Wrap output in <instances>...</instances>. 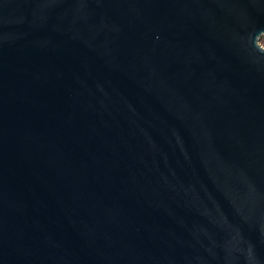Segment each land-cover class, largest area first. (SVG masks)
<instances>
[{
	"label": "water",
	"instance_id": "water-1",
	"mask_svg": "<svg viewBox=\"0 0 264 264\" xmlns=\"http://www.w3.org/2000/svg\"><path fill=\"white\" fill-rule=\"evenodd\" d=\"M264 0H0V264H264Z\"/></svg>",
	"mask_w": 264,
	"mask_h": 264
},
{
	"label": "rangeland",
	"instance_id": "rangeland-1",
	"mask_svg": "<svg viewBox=\"0 0 264 264\" xmlns=\"http://www.w3.org/2000/svg\"><path fill=\"white\" fill-rule=\"evenodd\" d=\"M260 43L264 46V34L260 38Z\"/></svg>",
	"mask_w": 264,
	"mask_h": 264
}]
</instances>
